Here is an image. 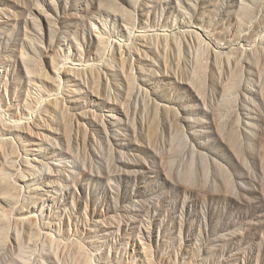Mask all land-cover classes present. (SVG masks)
<instances>
[{
    "label": "rangeland",
    "instance_id": "1",
    "mask_svg": "<svg viewBox=\"0 0 264 264\" xmlns=\"http://www.w3.org/2000/svg\"><path fill=\"white\" fill-rule=\"evenodd\" d=\"M0 264H264V0H0Z\"/></svg>",
    "mask_w": 264,
    "mask_h": 264
}]
</instances>
